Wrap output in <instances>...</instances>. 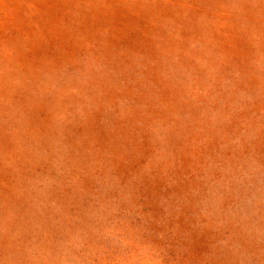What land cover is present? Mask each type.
I'll list each match as a JSON object with an SVG mask.
<instances>
[{
    "label": "rangeland",
    "instance_id": "374dc122",
    "mask_svg": "<svg viewBox=\"0 0 264 264\" xmlns=\"http://www.w3.org/2000/svg\"><path fill=\"white\" fill-rule=\"evenodd\" d=\"M0 264H264V0H0Z\"/></svg>",
    "mask_w": 264,
    "mask_h": 264
}]
</instances>
